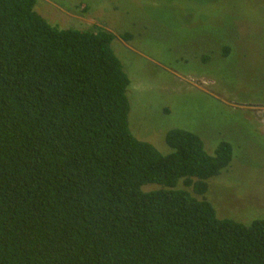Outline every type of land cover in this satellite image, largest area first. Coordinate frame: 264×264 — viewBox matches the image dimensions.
<instances>
[{
	"label": "trees",
	"instance_id": "trees-1",
	"mask_svg": "<svg viewBox=\"0 0 264 264\" xmlns=\"http://www.w3.org/2000/svg\"><path fill=\"white\" fill-rule=\"evenodd\" d=\"M37 1L0 0V264H264V219L206 198L232 145L137 139L115 35L56 28Z\"/></svg>",
	"mask_w": 264,
	"mask_h": 264
},
{
	"label": "rangeland",
	"instance_id": "rangeland-1",
	"mask_svg": "<svg viewBox=\"0 0 264 264\" xmlns=\"http://www.w3.org/2000/svg\"><path fill=\"white\" fill-rule=\"evenodd\" d=\"M35 11L61 30L113 33L134 136L163 154L174 129L210 155L230 143L206 198L220 218L264 219V0H38Z\"/></svg>",
	"mask_w": 264,
	"mask_h": 264
}]
</instances>
